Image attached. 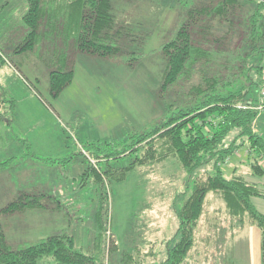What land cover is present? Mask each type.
<instances>
[{
	"label": "rangeland",
	"instance_id": "obj_1",
	"mask_svg": "<svg viewBox=\"0 0 264 264\" xmlns=\"http://www.w3.org/2000/svg\"><path fill=\"white\" fill-rule=\"evenodd\" d=\"M197 1H120L115 6L118 16L127 6L128 17L137 19L138 24L145 27L139 32L133 29L130 36V51L139 53L135 55L137 59L130 60L132 55L120 50L95 55L74 52L69 47L68 66H64L62 60L66 50L60 53L62 36L48 37L33 49H20L25 39L23 16L28 4L26 0H0V89L5 91L7 99L0 105L6 116L0 121V161L10 159L4 166L7 170L0 171V208L20 196L31 194L40 196L43 203L36 207H45H28L21 209L22 213L12 212L0 217L10 244L16 247L33 243L49 233L64 231L73 236L78 248L98 256L104 264L164 259L167 241L168 245L172 244V237L178 233L176 209L191 193L194 180L206 171L201 168L188 174L176 156L170 155L154 165L126 170L124 180L114 177L108 180L101 168L103 163L99 167L97 159L94 157L91 161L89 154H94L92 152L97 148L94 145L105 149L107 142L128 138L129 133L149 127L163 115L162 99H165L161 87L166 59L162 45L177 30V22L186 13V8ZM242 6L239 9L237 5L228 12V16L236 13L232 15L235 21L229 26L230 31L237 32V37L241 28L239 11L244 16L250 9L248 3ZM215 22L218 23V17ZM222 23L225 27L228 21ZM213 37L214 34L206 35L201 30L198 35L200 41L213 42ZM229 40L230 34L217 42L218 47L226 50ZM220 62L213 64L217 67ZM71 65L74 70L71 81L59 93H53L50 72ZM199 67L198 64L194 80L201 76ZM263 89L258 91L259 100ZM165 97L166 100H178V105L182 104V99L187 102L191 99L180 90L177 93L171 91ZM237 105L258 110L253 127L264 134V108L259 109V103ZM6 133L12 144L7 146L10 149L4 146ZM249 145L248 140L243 144L237 141V147L226 158L228 160L221 163L225 164L226 176L230 177L234 171L239 176L248 177L247 172L251 175L247 168L249 164L254 170L252 159L249 162L246 154L236 159V152L241 147L247 146L248 153L255 152ZM255 156L263 168L264 160L256 152L253 159ZM119 158L113 159L117 166H126L132 157L127 155L128 160L122 157L120 161ZM92 163L104 174V186L98 184L94 176H83ZM24 164L38 167L27 179L32 181L23 184L28 177V168ZM65 168L70 175H78L75 181L72 177H62L61 173L66 175ZM40 179L49 182L45 180L43 184ZM252 180L264 182V176L259 178L256 174ZM261 185L264 187L263 183ZM39 188L42 191L37 193ZM208 196L206 205L218 211L212 214L206 209L202 214L195 237V264H206V258L213 256L207 252L206 245L209 239L214 240L210 238L214 236L223 248L219 262L234 264L229 258L240 241L230 242L235 222L226 215L219 193L213 191ZM256 201L264 208V199ZM211 219L213 226H208ZM252 232L257 235V228Z\"/></svg>",
	"mask_w": 264,
	"mask_h": 264
},
{
	"label": "trees",
	"instance_id": "obj_2",
	"mask_svg": "<svg viewBox=\"0 0 264 264\" xmlns=\"http://www.w3.org/2000/svg\"><path fill=\"white\" fill-rule=\"evenodd\" d=\"M120 1L123 2L26 0L28 10L23 16L25 33L21 31L25 39L20 49H33L42 40L59 35L63 37L60 53L66 50L62 60L64 66H68L69 47L74 52L95 55L120 50L130 53V60L137 59L139 53L130 51V36L133 29L139 32L145 27L138 24L137 19L128 17L127 6L118 16L115 6ZM244 1L250 9L244 16L239 11L238 25L241 28L238 29V37L229 26L235 21L232 15L236 13L228 16V12L237 5L242 8L245 4L243 0H198L189 5L186 13L179 18L173 36L162 45L166 59L161 87L165 99H162L163 117L141 131L129 133L128 138L107 142L105 149L94 145L97 148L93 155L87 152L91 161L94 157L97 159L99 167L103 163L101 168L108 180L110 177L124 180L126 170L154 165L170 155L176 156L188 174L201 168L206 171L205 175L194 180L191 193L176 209L178 233L172 237V244L168 245L167 241L164 259H148L134 264H195L196 231L203 212L209 209L206 196L213 191L222 197L225 213L236 227L250 220L261 229L264 262V213L253 201L254 196H264V190L244 176H226L221 164L235 150L238 140L241 144L248 140L250 150L264 158V134L253 127L258 110L237 105L246 102L258 104V91L264 87V0ZM216 17L219 24L215 22ZM225 21L228 24L222 27ZM126 23L130 26H125ZM200 30L206 35L214 34L213 42L200 41ZM229 34L231 40L227 42L226 50L219 48L217 42ZM217 61L221 62L216 67L213 63ZM198 64L201 76L194 80ZM64 66L50 72L53 93H59L73 77L72 65L69 68ZM185 83L187 85L183 86ZM179 90L191 99L188 102L182 99L179 105L178 100H166L167 93ZM6 101V93L0 89V105ZM5 118L0 106V121ZM127 155H131V161L126 158ZM122 157L128 160V165L117 166L113 159L119 158L120 161ZM9 162L10 159L0 161V168ZM252 165L255 173H262L263 168L257 161ZM102 175L93 163L83 172V176H94L98 184L104 186ZM42 204L40 196H20L0 208V217ZM212 223L211 219L207 224L213 226ZM210 238L214 240H208L206 250L213 256L206 258V264L211 261L221 264V241L218 243L216 236ZM0 264L104 263L98 256L78 248L73 236L64 231L15 247L6 239L0 219Z\"/></svg>",
	"mask_w": 264,
	"mask_h": 264
},
{
	"label": "crops",
	"instance_id": "obj_3",
	"mask_svg": "<svg viewBox=\"0 0 264 264\" xmlns=\"http://www.w3.org/2000/svg\"><path fill=\"white\" fill-rule=\"evenodd\" d=\"M5 139H6V142H5L4 146H6V147L7 146H12L11 143L9 144L7 133L5 134ZM7 148L10 149V147H7ZM246 148H247V146H246ZM246 148L241 147L240 150L238 152H236V159H237V157L238 158L244 157L245 154H246V155H248L249 162L252 159L253 163L256 162V161L259 163V160L255 158L256 156L254 157V159L252 157V155L255 153L254 150H252L254 152L252 154V152L248 153ZM243 151H245V152H243ZM236 159H235V163H236ZM262 160H264V158H262ZM86 165H88V160H87ZM239 165H241V164H239ZM222 166L224 167L225 164L222 165ZM262 166H263L262 173L257 174V173H255L254 170H252V168L248 164L247 170L250 168L251 175L248 172L246 174L245 173L244 174L248 176V177H245L248 181L255 182L259 186V188L264 190V187L261 185L262 183L264 184L263 181L252 180L256 176V174L258 175L259 178L264 176V161L262 162ZM24 167L28 168V170H26V175L28 177L25 179V181L22 182L23 184L24 183H29V181H32V180H27V179H29V177H31V174L33 173V171H35V169H37L38 166H35L33 168V166H31L30 164H24ZM6 168H8V167H1L0 171H6L7 170ZM236 169L237 168H235V170ZM223 170H224V168H223ZM64 171H66V175H64V173H61L62 177H72L73 181H75V177L78 176V175H70L69 172L66 170V168H65ZM235 173H236L235 171L232 172L231 176L235 175ZM61 174H59V175L61 176ZM59 179H60V177H59ZM40 180L43 181V184L46 183V181H48L47 179H40ZM73 181H70V182H73ZM35 183H36V179H35ZM51 183H54V182L52 181ZM40 189H42V188H39L37 193L42 191ZM53 189H55V188H53ZM22 192H25V191H22ZM258 198L264 199V196H254L253 197V201H254L255 205L257 206V208L264 213V208L260 207L258 205L257 201H256V199H258ZM35 208L45 209V207H35ZM215 210L216 209L212 208L211 206L208 209V211H210L212 213ZM19 213H22V212L20 211ZM253 228H257V235H255L252 232ZM51 234L52 233H49L48 235H51ZM230 234H231V232H230ZM231 235H232V237H231L230 242L231 241L235 242L236 239L240 240L239 244H236V248H233V250H232V257L229 258L232 263H234V264L237 263L238 264V261H240L239 264H264V262H263V252H262V233H261V229L257 225H255L252 222H250V220H246V222H245V224L243 226H239V227L235 226L234 229H233V234H231ZM42 238H44V237H41L40 239H42ZM40 239H36V240H33V241H38ZM226 240H227V242H229L228 239H226ZM225 247H226V244H225ZM235 250H237V251H235ZM236 260H238V261L236 262Z\"/></svg>",
	"mask_w": 264,
	"mask_h": 264
},
{
	"label": "built area",
	"instance_id": "obj_4",
	"mask_svg": "<svg viewBox=\"0 0 264 264\" xmlns=\"http://www.w3.org/2000/svg\"><path fill=\"white\" fill-rule=\"evenodd\" d=\"M259 105H258V108L259 109H262L264 108V89L262 90V95H261V99L259 100ZM248 107V106H247ZM228 159H226L227 161Z\"/></svg>",
	"mask_w": 264,
	"mask_h": 264
}]
</instances>
